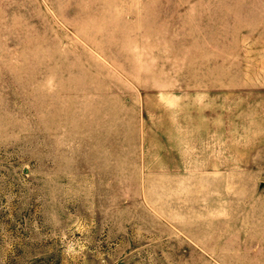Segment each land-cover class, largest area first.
I'll list each match as a JSON object with an SVG mask.
<instances>
[{"label":"rangeland","instance_id":"374dc122","mask_svg":"<svg viewBox=\"0 0 264 264\" xmlns=\"http://www.w3.org/2000/svg\"><path fill=\"white\" fill-rule=\"evenodd\" d=\"M0 264H264V0H0Z\"/></svg>","mask_w":264,"mask_h":264}]
</instances>
